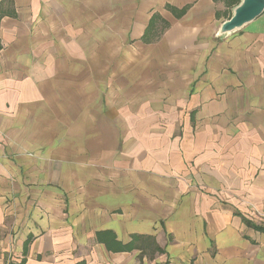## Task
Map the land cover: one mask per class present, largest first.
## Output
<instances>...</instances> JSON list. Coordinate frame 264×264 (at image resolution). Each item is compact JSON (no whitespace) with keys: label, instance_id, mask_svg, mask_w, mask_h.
Masks as SVG:
<instances>
[{"label":"crops","instance_id":"crops-1","mask_svg":"<svg viewBox=\"0 0 264 264\" xmlns=\"http://www.w3.org/2000/svg\"><path fill=\"white\" fill-rule=\"evenodd\" d=\"M119 1L0 0V264H264V11ZM103 32L174 64L164 98L86 65Z\"/></svg>","mask_w":264,"mask_h":264},{"label":"rangeland","instance_id":"rangeland-1","mask_svg":"<svg viewBox=\"0 0 264 264\" xmlns=\"http://www.w3.org/2000/svg\"><path fill=\"white\" fill-rule=\"evenodd\" d=\"M126 2V0H120L119 2ZM154 1V0H153ZM216 1V7L218 10H216V15L218 16L217 18L219 19L218 21V26L215 30V34L217 35V31L219 28V25L221 24L222 21L230 18V16L233 13V8L236 6L240 0H215ZM104 2L110 3V0H104ZM104 15V18L106 15H109L110 11H104L102 12ZM107 18V17H106ZM109 20V19H108ZM105 21V20H104ZM106 22V21H105ZM103 24L104 29H109L110 28V23L109 21ZM111 36L106 35L103 32L102 36V43L100 42H89L88 43V52H92L91 57L87 59V66H96V67H101L104 70L110 68L115 69L117 66L121 67H127L129 66L132 69V74L129 75L128 77H136V83L139 85H142V90H139L137 94H144V95H151L152 98H159L162 97L164 94L163 88L165 87V83H171L175 79V67L174 64L168 63L169 61L164 60V62H159L160 59L155 58L154 56H151V52L147 50V46H143L141 43H135L134 40L130 42H123V36H118L119 43H116L115 41L112 42L110 40ZM116 39V36L113 37V39ZM98 39V37H97ZM154 45V44H152ZM128 51L129 53H126ZM97 53V58H93V54ZM117 52L119 54H127L130 57L127 58H113L112 56L115 55ZM150 52V55H147ZM98 53L100 55L98 56ZM132 55V57H131ZM143 56H148L149 58H142ZM151 56V57H150ZM166 63V65L164 64ZM118 64V65H117ZM138 67L144 68L145 71L143 70L141 72L138 71ZM108 74H103L102 75V85L101 90L102 93L105 95L107 90H110L113 86L114 83H130V81H127V76L123 74H118L116 75L115 72H113L112 75L109 74V71H107ZM118 80V81H117ZM131 80V79H129ZM117 85L119 87L118 89L121 88L120 85ZM116 89V87H113V89ZM109 92V91H108ZM121 93L119 94V96ZM123 98V96H122ZM164 98V97H162Z\"/></svg>","mask_w":264,"mask_h":264},{"label":"water","instance_id":"water-1","mask_svg":"<svg viewBox=\"0 0 264 264\" xmlns=\"http://www.w3.org/2000/svg\"><path fill=\"white\" fill-rule=\"evenodd\" d=\"M264 11V0H240L230 18L219 25L217 35L230 34L257 18Z\"/></svg>","mask_w":264,"mask_h":264}]
</instances>
